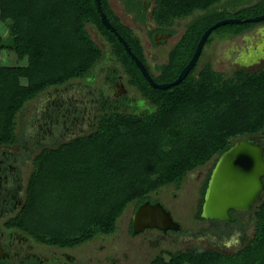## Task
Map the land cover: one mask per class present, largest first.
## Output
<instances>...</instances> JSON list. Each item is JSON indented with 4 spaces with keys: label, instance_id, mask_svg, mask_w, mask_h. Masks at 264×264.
Instances as JSON below:
<instances>
[{
    "label": "trees",
    "instance_id": "1",
    "mask_svg": "<svg viewBox=\"0 0 264 264\" xmlns=\"http://www.w3.org/2000/svg\"><path fill=\"white\" fill-rule=\"evenodd\" d=\"M252 1L157 0L153 15L157 23L170 26L176 19H189L169 61L158 66L159 73L151 66L142 39L121 21L110 0H101L110 22L158 83L177 79L205 30L217 21L264 14V0ZM128 8L141 11L137 0H131ZM0 17L12 33L9 46L20 58H27V64H0V146L19 142V115L29 102L51 88L85 79L104 58L87 25H94L110 43L120 66L110 67L111 81L121 72L126 85L156 106L153 113L142 116L113 108L103 111L92 132L37 153L24 204L4 225L31 235L45 246L74 249L113 235L129 206L135 213L145 202L162 200L166 188L182 189L190 173L211 157L216 156L214 168L220 155L237 141L250 138L258 142L257 137L264 132V64L255 71L235 68L225 72L211 62L200 66L203 50L185 79L166 89L174 91L176 102H171V98L160 99L158 94L164 90L151 85L116 33L104 25L96 0H0ZM138 20L145 21L142 13ZM263 24L220 26L206 45L213 42L215 34L241 36ZM6 48L0 34V57ZM117 103L128 104L125 98L110 101L111 106ZM181 107L189 109L188 115L179 112ZM212 170L201 180L196 208L190 209L183 227L207 220L202 216V206ZM50 195L57 198V203H62L60 198L67 200L65 228L42 225L33 216L34 211L40 214L44 211L41 209L47 210L44 200ZM252 212L256 217L253 234L235 252L223 253L202 245L161 249L150 264H217L236 258L245 264H264V191ZM231 214L238 216L233 211ZM211 221L217 223L213 230L226 236L236 226L244 231L238 217L236 222ZM130 232L134 233L133 217Z\"/></svg>",
    "mask_w": 264,
    "mask_h": 264
},
{
    "label": "rangeland",
    "instance_id": "2",
    "mask_svg": "<svg viewBox=\"0 0 264 264\" xmlns=\"http://www.w3.org/2000/svg\"><path fill=\"white\" fill-rule=\"evenodd\" d=\"M111 1L115 10L121 14L119 0ZM256 1L253 0L252 3ZM182 23L186 25L184 20L179 25ZM87 30L91 39L104 52V58L85 79H75L67 85L51 88L29 102L19 115V142L11 147L0 146V232H4L3 236L0 234V238L4 239L0 244L3 246L5 242H9L11 239L9 231L14 237H22L21 240L13 241L11 250L7 253L8 258L5 261L0 259V264H150L161 249L178 250L202 245L223 253H232L235 252V248H242L250 240L253 234L252 228L256 224L252 209L235 211L244 224V231L237 229L236 226L230 236L214 231L213 227L217 223L211 219L186 225L187 227L184 228L188 230L182 233L145 230L143 233L133 235L129 227L134 211L129 206L119 221V229L113 235L97 238L74 249L45 246L23 231L5 229L4 222L11 216H15L24 204L28 178L34 167V158L42 148L55 147L77 136L92 132L98 115L111 108L139 116L156 110L154 104L149 103L126 85L124 75L121 76V80L123 90L128 92L131 98L130 106H110L111 97L117 91L106 80L110 67L119 68L120 66L118 67L117 60L111 52L110 43L101 36L96 27L87 25ZM0 34L7 45L0 57V64H27V58H20L18 53L9 46L12 33L9 25L1 17ZM251 37L253 48L259 47L264 42V24L241 36L213 35V42L204 47L200 66L211 62L216 69L230 72L239 58L249 55L246 53L244 57L240 56L241 52L238 48L241 49L245 39ZM156 51L152 48L153 53ZM257 53L256 51V55ZM147 55L152 66L154 61L151 59L150 51ZM261 65H255L246 70L255 71ZM173 94L174 91L164 90L158 95L161 100L171 98V102H176ZM178 110L184 116L189 113V109L185 107ZM256 140L264 143V132ZM215 158L216 156L211 157L203 166L193 170L182 189L176 190L169 187L162 192L166 195H158L163 198L162 202L180 225L185 224V220L190 217V209L195 210L200 182L209 173ZM10 199L15 200L13 210H9L6 205V203L9 204ZM60 199L62 203H57V198L52 195L47 196L44 200L47 210L41 209L44 211L40 214L39 211H34L35 220L53 228H58L57 226L65 228L67 217L64 213L67 211V200ZM165 257L169 259V255L166 254ZM26 258H28L27 263H25ZM236 259L219 261L217 264H245L243 259Z\"/></svg>",
    "mask_w": 264,
    "mask_h": 264
},
{
    "label": "water",
    "instance_id": "3",
    "mask_svg": "<svg viewBox=\"0 0 264 264\" xmlns=\"http://www.w3.org/2000/svg\"><path fill=\"white\" fill-rule=\"evenodd\" d=\"M96 2L104 25L116 33L151 85L161 90L177 85L185 79L199 61L206 42L215 29L226 24L264 21V14L245 20L231 17L217 21L205 30L191 60L182 69L177 79L168 83H158L150 74L145 63L132 51L125 38L110 22L107 14L103 11L101 0H96ZM261 46L259 52L260 55H264L263 45ZM255 55V53H250L249 56L241 57L242 59L239 58L237 61L244 65L250 60L253 61ZM263 191L264 145L250 139L237 141L220 155L212 170L202 206V216L206 219L233 221L231 211H249L255 203L260 201ZM133 221L134 233H138L146 227H155L163 231L179 229L178 223L172 219L169 211L160 202L155 204L145 202L135 212Z\"/></svg>",
    "mask_w": 264,
    "mask_h": 264
},
{
    "label": "flooded vegetation",
    "instance_id": "4",
    "mask_svg": "<svg viewBox=\"0 0 264 264\" xmlns=\"http://www.w3.org/2000/svg\"><path fill=\"white\" fill-rule=\"evenodd\" d=\"M137 1L141 5L140 13L137 12L136 10H130L128 8V4L131 2V0H119L120 6H122L123 9H124L125 16L128 17L133 24H138L139 25L137 28H138V30H140V33L142 34L140 37H141V39L143 41V44H144L145 49H146V52L148 53V51H150V54H152V55H150L151 59L154 61V64L152 65V67L154 68L155 71H159L158 66H161L164 63L169 61L170 52L172 51V49L177 45V43L182 38V36L184 34V31H185V26H184L183 23H182L183 26H182V24L179 25V21H177V20H175L173 22V24L170 25V26H163V25L157 23V21L153 17V14H154V11H155V8H156V5H157V3H156L157 0H137ZM141 13L144 16L145 21L138 20V16ZM183 20L186 23L189 21V19H182V21ZM167 29L169 31H167ZM253 45L254 44H253L252 37L251 38H246L245 42H244V45H242L241 49L238 48V50L241 52L240 56L242 55L243 57L245 56L246 53H249V54L250 53H255L256 54V51H257L258 53H257V55H255L254 60L253 61L250 60L249 63H246L244 65L240 64L239 61H236L235 62L236 64H234L231 67L232 70L235 69V68L249 69V67H252V66H255V65L257 66V65H261V64L263 65L264 64V55H260L261 53L259 52V47H261V45H263V49H264V42L259 47L256 46L257 48L256 47L253 48ZM152 48L156 49L157 51L155 53H153L152 52ZM160 59L162 61H160ZM112 67L115 68L114 66H112ZM118 67H119V65H118ZM117 69H120V67L117 68ZM160 72L161 71H159V73ZM121 76H123V74L121 72H119L117 74V79L114 82H112L111 79H110V74H108V76H107L108 79L106 81L109 82L112 87L116 88V91H117V93L113 97H111V100L115 99V100L119 101L120 99L125 98L127 100L128 104L124 105L123 107H127V106H130L131 98L129 97L128 92L123 90V83H122V80H121ZM117 105L122 106L119 103H117L116 106ZM257 143H260V142H257ZM260 144L264 145V143H260ZM212 168H213V163H212V167L210 168V171L212 170ZM262 195H263V193H262ZM262 195H261V197H262ZM14 201H15L14 199H10L9 202H8L9 204L6 203V205H8L9 210H13L14 203H15ZM158 202L162 203L163 206L167 209V211H169V209L167 208L166 205H164V202H162V200L156 201V202H154L152 204H155V203H158ZM143 204H141V205H143ZM9 210H7V211H9ZM232 211L235 214V210H232ZM169 213H170V211H169ZM134 215H135V213H134ZM134 215H133V217H134ZM170 215H171V213H170ZM237 217L233 216V218H234L233 222H236ZM172 219L176 223H178L179 229H176V230L169 229L167 231L182 233V232H185V231L188 230V229H185L182 226V224L180 225V223L177 222L173 217H172ZM130 226H131V223H130ZM4 227H5V225H4ZM134 228H135V226H134V221H133V230H134ZM5 229L8 230V231L11 230L10 228H7V227H5ZM129 229H130V227H129ZM14 230H17V229H14ZM145 230L164 232L163 230L155 228V227H146L144 230H142V231H140L138 233L139 234L143 233V232H145ZM0 234H2L1 236H3L4 232L1 231ZM134 234H137V233H133V235ZM17 235H19V234H17ZM9 236H10L9 238H11L9 240V242H5V244L3 246H2V244H0V259L4 260V261H5V259L8 258V254L7 253L11 250V247L13 245V241L16 242L18 240H21V238H22V237H18V236L14 237L13 233L10 232V231H9ZM3 240H4L3 237H1L0 238V242L2 243ZM27 259L28 258H26V260H25L26 262L25 263L28 262Z\"/></svg>",
    "mask_w": 264,
    "mask_h": 264
},
{
    "label": "crops",
    "instance_id": "5",
    "mask_svg": "<svg viewBox=\"0 0 264 264\" xmlns=\"http://www.w3.org/2000/svg\"><path fill=\"white\" fill-rule=\"evenodd\" d=\"M112 1L110 0V3H111ZM111 6H112V8H113V10L116 12V14L121 18V21L123 22V23H125L126 25H128L129 27H131L135 32H136V34L140 37L142 34L140 33V30H138V24H133L131 21H130V19L128 18V17H126L125 16V12H124V9H123V7L122 6H120V8H121V14L120 13H118L116 10H115V8L113 7V3H111ZM154 15V14H153ZM124 17V18H123ZM177 21H179V23L180 22H182V18L181 19H176ZM131 22V23H130ZM141 38V37H140ZM187 264H190V263H187Z\"/></svg>",
    "mask_w": 264,
    "mask_h": 264
}]
</instances>
